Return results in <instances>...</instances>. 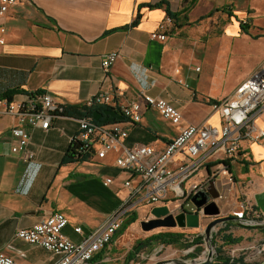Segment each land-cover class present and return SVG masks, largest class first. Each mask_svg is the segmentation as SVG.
<instances>
[{"label": "crops", "instance_id": "1", "mask_svg": "<svg viewBox=\"0 0 264 264\" xmlns=\"http://www.w3.org/2000/svg\"><path fill=\"white\" fill-rule=\"evenodd\" d=\"M168 16L173 24L167 38L153 40L151 33ZM241 22H247L248 31ZM111 51L119 58L107 72L101 58ZM263 63L264 0H18L0 16V111L7 101L48 92L68 112L59 114L49 130L33 131L30 147L35 157L29 163L11 150V129L18 119L0 114V250L23 264H55L58 255L15 233L62 212L68 217L66 237L83 240L104 227L127 200L125 180L139 181L116 167L121 155L117 150L100 159L94 149L86 160L63 163L78 132V114L94 94L111 95V104L98 105L105 110L119 112L143 92L179 108L180 124L149 108L143 109L139 123L118 121L130 132L125 145L149 143L161 150L181 126L206 120L220 124L211 103L232 95ZM208 80L211 85L206 86ZM257 123L264 127V113ZM223 162L238 185L224 207L237 197L257 204L255 194L264 192V139L244 140L236 156ZM221 163L210 161L192 175L181 205L191 201L194 185L206 188L211 201L219 198L229 175ZM214 172L220 174L213 178ZM106 177L113 179L107 186ZM133 203L111 243L94 253L92 264H135L140 252L154 245L136 251L138 243L150 237L142 222L153 218L151 209L157 205ZM213 219L205 217L201 226ZM226 225L232 226L228 233L242 236V245L264 239V228L227 222L220 227ZM139 227L145 237L141 240ZM163 228L171 230L154 234L171 231L196 238L202 231L179 225ZM258 247L264 250V242Z\"/></svg>", "mask_w": 264, "mask_h": 264}, {"label": "built area", "instance_id": "2", "mask_svg": "<svg viewBox=\"0 0 264 264\" xmlns=\"http://www.w3.org/2000/svg\"><path fill=\"white\" fill-rule=\"evenodd\" d=\"M17 1L0 0V16H3ZM172 24L173 19L168 16L151 33L152 39L165 40L168 28ZM118 58L117 51L103 55L101 58L103 69L109 72ZM111 100L109 93L98 92L88 101L86 107L111 104ZM211 107V111L221 117L220 124L206 120L200 125L181 126L178 133L161 150L149 143L125 145V139L130 132L118 120L101 123L93 116L80 117L78 132L72 141L83 142L88 149H95L96 156L100 159L105 158L113 150L120 151L121 155L115 159L116 167L132 176H137L139 181L134 184L132 179L125 180L124 184L129 192L127 200L114 211L104 227L85 235L83 240L73 241L66 237L64 228L68 224V217L62 212L45 217L29 228L20 229L15 236L58 255L59 259L55 264H92L94 253L102 251L110 244L113 236L121 228L131 202H134V205L147 202L151 205L164 206L171 199H185L186 182L210 161L221 160L223 170L228 173L223 161L234 158L244 140L255 142L264 139V127L257 123L258 116L264 113V63L232 95L213 101ZM144 108H149L173 124H180L183 120L179 108L166 98L144 92L141 93L139 100L120 107L119 112L126 120L139 123ZM62 112V104L48 92H34L23 99L7 101L0 114L18 119L17 124L11 129V137L14 139L12 153L20 154L27 163L32 162L35 157V151L30 147L33 131L49 130L52 121ZM217 174L220 173L214 172L213 178ZM228 174L225 177L227 187L219 198L212 200L221 206L220 215L237 216L246 222H252L254 219L263 220L264 211L257 204L240 197L224 207L223 201L232 191L238 189L235 177L232 173ZM112 180L111 177H106L104 184L107 186ZM201 186L194 185L189 192L204 188ZM190 202L192 201L183 205L188 206ZM200 216L202 221L208 217L204 215L202 209ZM201 227L203 235L204 226ZM220 228L219 224L215 233ZM78 230L82 231L81 227H78ZM262 251L263 249L260 250ZM0 264L23 263L0 250Z\"/></svg>", "mask_w": 264, "mask_h": 264}, {"label": "water", "instance_id": "3", "mask_svg": "<svg viewBox=\"0 0 264 264\" xmlns=\"http://www.w3.org/2000/svg\"><path fill=\"white\" fill-rule=\"evenodd\" d=\"M93 118L101 123H107L115 120H123V116L116 109H106L104 111L94 110ZM255 201L259 208L264 211V192L255 194ZM192 207L178 206L175 210L167 205H157L151 209L153 218L142 222V226L146 231H151L158 227H173L179 225L180 227H201L202 218L200 210L202 209L204 215L214 217V219L206 224L204 227L203 238L205 248L200 251L196 250V254H191L189 258H170L158 260L153 264H211L213 262L212 254L214 250L212 247V240L215 237V229L221 223H231L243 228H264V219H254L252 222H246L243 218L237 216H220L221 209L219 204L211 201L210 196L206 192V188H201L194 192L191 198ZM201 240V242H203ZM200 251V253H199ZM264 264V261L261 263Z\"/></svg>", "mask_w": 264, "mask_h": 264}, {"label": "trees", "instance_id": "4", "mask_svg": "<svg viewBox=\"0 0 264 264\" xmlns=\"http://www.w3.org/2000/svg\"><path fill=\"white\" fill-rule=\"evenodd\" d=\"M169 16H172L170 11L168 12ZM136 21H134L132 24H135ZM241 26L244 31L249 30V26L247 22H241ZM83 111H81L78 115L79 118L86 116L91 117L94 110H100L104 111L105 109L99 106H94L91 108H88L86 106H83L81 108ZM118 110V109H117ZM68 109L63 108L62 113H67ZM93 150H90L86 147L85 143L80 141H72L70 149H68L67 154H65L63 158V163H72L79 160H86L89 158L90 154H92ZM134 220V219H133ZM126 226V225H125ZM124 226V227H125ZM231 225H226L225 227H222L218 230L217 234L215 235L216 241H221L217 247V258L218 263L217 264H247L245 261L244 254H240L238 256H230L227 255L225 250L223 249L224 245H235L242 241V236H234L232 233H228L227 231L231 228ZM264 231V229H262ZM203 236H199L196 239L188 240V238L185 236L184 233H178V232H159L157 234H154L150 236L148 239H145L144 242H139L136 251L140 252L139 250L147 247L149 245L153 244H159L162 243L163 245H177L180 248H188L193 246V244H201ZM198 250V247L196 248ZM195 250V251H196Z\"/></svg>", "mask_w": 264, "mask_h": 264}, {"label": "rangeland", "instance_id": "5", "mask_svg": "<svg viewBox=\"0 0 264 264\" xmlns=\"http://www.w3.org/2000/svg\"><path fill=\"white\" fill-rule=\"evenodd\" d=\"M208 85H211L210 80H208V83L206 84V86ZM169 204H170L169 207L171 208V210H175L179 205H181V200L180 199L170 200ZM206 224L204 225V227L206 226ZM159 229H161L162 231L171 230L169 228L158 227L149 232H145V234L147 236H151L152 234L158 232ZM138 230L142 234V236H140L138 240L144 239L145 238L143 234L144 232L142 231L141 227H139ZM199 236H203V235L200 234ZM196 238L190 235V237H188V240L189 239L193 240ZM136 241L137 240H135V242ZM202 241L203 242L201 244L199 245L193 244V246L188 247V248H180L177 245H163L162 243L154 244L153 246L147 249L145 248L142 252H140L139 257L135 260L136 262L135 264H153L157 262L158 260H161V259L164 260V259H170V258H181V259L189 258L191 254L197 253V251H195L197 247L198 249H200V251L205 248L204 240ZM263 242H264V239L263 240L257 239L255 241L249 240V241L244 242L243 245L241 243H238L235 245H224L223 249L225 250L226 254L230 256H233V255L237 256L240 254H244L245 261L247 264H261L264 260V250L260 252L259 250L261 249V247H258V245ZM219 244L221 243L216 241L214 237L212 240V247L214 250V254H212L213 262L211 264L218 263L217 247ZM252 244H254L255 246H253Z\"/></svg>", "mask_w": 264, "mask_h": 264}, {"label": "bare ground", "instance_id": "6", "mask_svg": "<svg viewBox=\"0 0 264 264\" xmlns=\"http://www.w3.org/2000/svg\"><path fill=\"white\" fill-rule=\"evenodd\" d=\"M189 207H192V205H190Z\"/></svg>", "mask_w": 264, "mask_h": 264}]
</instances>
